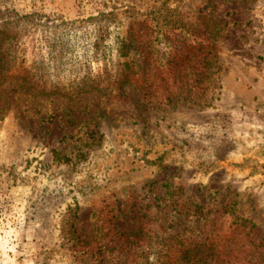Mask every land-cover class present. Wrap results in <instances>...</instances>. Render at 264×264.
I'll return each instance as SVG.
<instances>
[{"label":"rangeland","instance_id":"obj_1","mask_svg":"<svg viewBox=\"0 0 264 264\" xmlns=\"http://www.w3.org/2000/svg\"><path fill=\"white\" fill-rule=\"evenodd\" d=\"M0 264H264V0H0Z\"/></svg>","mask_w":264,"mask_h":264},{"label":"trees","instance_id":"obj_2","mask_svg":"<svg viewBox=\"0 0 264 264\" xmlns=\"http://www.w3.org/2000/svg\"><path fill=\"white\" fill-rule=\"evenodd\" d=\"M97 17V18H96ZM96 17H93L92 19H103V21H107L108 20V16L106 15V13L104 12H99L98 15ZM109 26L107 24L102 25V27L98 30L95 31V34H99V31L101 32L102 30H108ZM110 33V31H108ZM12 33H14V31H12ZM127 38H121V36H117V40H118V53L120 57H123L126 55V44L124 42V40H126ZM127 41V40H126Z\"/></svg>","mask_w":264,"mask_h":264}]
</instances>
